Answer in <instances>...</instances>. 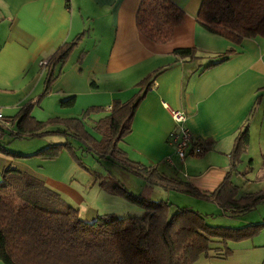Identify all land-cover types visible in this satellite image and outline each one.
Listing matches in <instances>:
<instances>
[{"label":"crops","instance_id":"obj_1","mask_svg":"<svg viewBox=\"0 0 264 264\" xmlns=\"http://www.w3.org/2000/svg\"><path fill=\"white\" fill-rule=\"evenodd\" d=\"M141 2L70 0L68 8L66 0H0V111L14 117L26 104L35 103L45 88L44 63L85 33L52 92L34 112L49 103L61 109L59 115L65 118H82L93 107L109 111L115 101L134 99L140 92L137 85L161 71L137 109L132 132L122 147L131 161L158 167L180 180L181 176L201 193L210 194L230 169L236 136L264 98V39L247 38L234 44L198 23L203 0H174L184 10L185 20L175 29L172 41L157 44L138 32ZM183 48H196L197 59L174 54ZM230 50L235 54L228 61L206 70ZM82 52L87 55L79 63ZM69 97H76L75 106L61 108L60 103ZM169 109L184 112L192 133L214 141V149L200 157L189 156L181 164L169 144L176 128ZM104 113L89 119L109 114ZM170 159L174 166L169 165ZM9 165L21 170L0 153V182Z\"/></svg>","mask_w":264,"mask_h":264},{"label":"trees","instance_id":"obj_2","mask_svg":"<svg viewBox=\"0 0 264 264\" xmlns=\"http://www.w3.org/2000/svg\"><path fill=\"white\" fill-rule=\"evenodd\" d=\"M70 8V0H66ZM185 20V12L174 0H142L137 13L138 32L157 44L173 40L175 29ZM198 23L208 32L234 44L247 38L264 39V0H203L197 16ZM85 33L61 46L46 67L43 93L35 103L29 102L16 116L0 121V153L14 159L41 157L53 160L63 150L71 153L85 168L77 151L92 156L97 162L118 161L145 182L136 195L116 182L112 186L100 182L106 191L120 196L144 209L141 216L119 218L115 214L98 215L91 222L83 219L79 210L67 204L62 196L39 178L22 172L14 165L6 166L0 182V260L3 264H195L201 257L209 258L218 251L221 258L232 254L230 243L256 237L264 229V221L239 228L214 226L207 216L191 208H173L168 200H153L156 187L215 202L233 217H242L264 203V190L240 195L233 175L241 155L250 142L249 119L236 136L230 153V169L222 183L210 194H203L192 184L171 177L158 167L146 166L129 159L122 148L132 132L133 119L161 71L149 75L137 88L140 92L127 103L115 101L109 114L100 119L95 131L97 139L86 129L85 120L105 109L93 107L82 118L55 117L48 122L33 116L53 89L74 51L84 41ZM174 54L185 60L197 59L196 48L177 49ZM235 54L226 52L217 63L228 61ZM82 52L78 62L83 63ZM76 97L61 102L62 108H73ZM9 123L7 126L6 124ZM12 128V129H11ZM6 136L14 139L61 137L64 142L51 143L33 154L13 151ZM196 145L202 154L216 146L214 141L202 140ZM78 144V147L75 146ZM199 156V157H200ZM264 170V155L263 165ZM88 170V169H86ZM109 176V175H108ZM112 176V174L110 175ZM47 198L48 204L43 202ZM60 207V208H59ZM213 258V255L210 257Z\"/></svg>","mask_w":264,"mask_h":264},{"label":"rangeland","instance_id":"obj_3","mask_svg":"<svg viewBox=\"0 0 264 264\" xmlns=\"http://www.w3.org/2000/svg\"><path fill=\"white\" fill-rule=\"evenodd\" d=\"M58 100L55 103L57 105L60 103ZM38 107L40 106H36L35 109ZM254 109V112L249 116V146L247 151L241 155L233 175V182L239 187L240 195L256 194L264 190V170L262 168L264 155V98L257 102ZM60 110L53 103H49L48 106L44 107L43 112L38 110L33 111V113L39 120L48 122L50 119L60 117ZM105 112L109 113V111ZM106 113L102 116L107 115ZM100 118L101 116H97L88 118L85 121L86 129L97 139H101L100 135L95 131V126ZM4 141L9 143V148L13 151L33 154L51 143L64 142V139L52 136L14 139L12 136H6ZM75 146L78 147V144L75 143ZM77 153L88 170L82 168L71 153L66 150H63L53 160H44L37 156L27 159L12 158V160L21 170L28 172V175L36 176L45 182V185L49 188L58 192L67 204L79 210L80 216L89 222H92L94 220L93 217L97 214H115L119 218L144 214V209L141 207L106 191L100 186V182L112 186L119 181L134 194L139 195L143 191L145 182L131 173L128 166L113 160L101 164L92 156L83 155L80 150ZM111 174L112 176H110ZM180 178L181 180L183 179L181 176ZM52 184H57L61 187L58 190L52 188ZM152 199L156 201L168 200L175 209L177 207L191 208L206 215L208 217L207 222L214 226L239 228L264 221V203L260 204L251 213L242 217H233L230 214H225L220 206L213 201L174 191H165L160 187L154 189ZM48 201L47 198L43 197L44 203L48 204ZM230 247L232 254L226 259L221 258L218 251H214L210 254L211 256L213 255V258H210L211 256L209 258L203 256L195 264H264V229L250 240L230 243ZM0 264H3L1 260Z\"/></svg>","mask_w":264,"mask_h":264},{"label":"built area","instance_id":"obj_4","mask_svg":"<svg viewBox=\"0 0 264 264\" xmlns=\"http://www.w3.org/2000/svg\"><path fill=\"white\" fill-rule=\"evenodd\" d=\"M48 62L44 63L47 66ZM112 107L108 110L111 111ZM172 119L175 122L176 128L169 137V144L173 147L175 156L179 159L181 164H184L189 156L199 157L202 154L200 146L196 145L200 142L187 125L188 117L182 111L169 109ZM0 121H5V116L0 111ZM7 126L9 123L6 124ZM170 166H174L172 159L169 161Z\"/></svg>","mask_w":264,"mask_h":264}]
</instances>
